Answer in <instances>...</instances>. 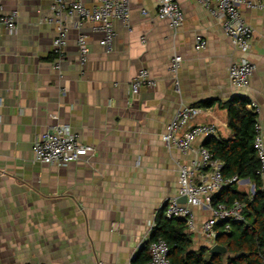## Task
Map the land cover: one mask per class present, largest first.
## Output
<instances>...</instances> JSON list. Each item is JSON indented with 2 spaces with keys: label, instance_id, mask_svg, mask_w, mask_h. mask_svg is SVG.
<instances>
[{
  "label": "crops",
  "instance_id": "crops-1",
  "mask_svg": "<svg viewBox=\"0 0 264 264\" xmlns=\"http://www.w3.org/2000/svg\"><path fill=\"white\" fill-rule=\"evenodd\" d=\"M175 1L184 12L177 30L158 17L157 0H131L130 28L114 22L112 51L91 23L64 16L67 43L56 69L58 24L44 21L51 1L4 0V12L17 9L19 17L15 32L0 23V264H144L153 228L177 196L180 169L208 138L198 136L187 152L169 148L162 136L176 112L212 100L191 124L214 123L212 136L230 139L227 103L246 98L264 135V9L241 7L254 29L246 57L256 68L239 88L229 68L243 55L221 24L197 0ZM80 35L89 47L83 65ZM198 37L207 41L201 50ZM175 55L182 57L176 76ZM143 69L155 85L134 93L131 82ZM57 125L94 152L66 166L38 162L34 142ZM262 182L264 189V173ZM232 189L254 194L255 183L239 178ZM192 211L199 241L210 211Z\"/></svg>",
  "mask_w": 264,
  "mask_h": 264
},
{
  "label": "built area",
  "instance_id": "built-area-1",
  "mask_svg": "<svg viewBox=\"0 0 264 264\" xmlns=\"http://www.w3.org/2000/svg\"><path fill=\"white\" fill-rule=\"evenodd\" d=\"M51 1L52 15L45 18L48 23L58 24L59 34L54 41L55 52L58 60L55 68L59 69L62 49L67 43V30L62 26L64 16L79 18V22L92 24L94 32L102 33L100 44L105 46L107 51L113 50L116 37L114 22L120 21L127 28L131 24V0H98L97 4L88 7L84 0H49ZM209 13L221 24L225 34L230 38L233 46L238 49L243 58L233 63L229 68V76L234 86L242 88L248 86L250 78L256 68L255 64L246 57L251 48L254 29L244 19L241 7L264 9V4L250 0H197ZM143 13H146L143 10ZM157 15L167 19L172 29L177 30L184 22V12L175 0H157ZM19 11L12 10L4 12V0H0V23L9 31L15 32ZM145 41V39H143ZM80 50V63L87 61L89 47L85 35L78 37ZM207 41L202 37L197 38V50L205 48ZM182 63V57L175 55L171 60L170 72L176 76ZM155 81L151 79L147 69L139 72L138 76L131 82V90L137 93L141 87L154 86ZM178 81L176 88L178 89ZM2 101L0 99V107ZM249 106L256 113L259 112L254 103ZM202 113V109L196 106L184 107L176 112L174 118L167 126L162 136L163 141L169 148H176L187 152L198 136H212L217 131L214 123L191 122ZM2 114L0 113V122ZM254 146L261 163V175L264 173V135L262 126L257 121L255 124ZM33 152L38 162L45 164H57L66 166L80 159L83 154L93 153L94 147L82 143L69 126L57 125L54 129L42 133L34 142ZM224 161L214 157V154L206 147L201 146L198 150V157L192 161L190 166H182L179 177V190L177 196L169 199L165 208V217L183 218L188 231L196 230V218L192 207H201L210 211V216L203 222L200 235L204 245L215 244L221 230L217 225L223 223V232L231 230L234 222H241L245 219V204L238 200L230 203H214L215 194L228 183L239 180L234 176L226 180L223 176ZM200 177L195 181L194 176L198 172ZM185 197L186 202L181 203L180 198ZM149 259L144 264H172L170 258V246L167 240L159 237L148 242ZM260 264H264V261Z\"/></svg>",
  "mask_w": 264,
  "mask_h": 264
},
{
  "label": "trees",
  "instance_id": "trees-1",
  "mask_svg": "<svg viewBox=\"0 0 264 264\" xmlns=\"http://www.w3.org/2000/svg\"><path fill=\"white\" fill-rule=\"evenodd\" d=\"M248 104L246 98H234L227 103L229 126L235 133L233 138L208 136L204 144L214 157L224 161L223 176L226 180L237 176L250 178L255 183L254 194L235 191L233 182L225 185L213 198L215 204H228L234 200L243 202L245 219L234 222L228 232H223V223L217 225L221 232L215 243L227 247V252L219 255L212 254L206 245L194 248L195 239L187 230L185 219H168L162 215L150 240L159 237L167 240L172 264H260L264 261V189L261 163L254 146L258 113L247 108ZM199 107H212V100L203 101ZM145 248L149 256L148 244Z\"/></svg>",
  "mask_w": 264,
  "mask_h": 264
},
{
  "label": "water",
  "instance_id": "water-1",
  "mask_svg": "<svg viewBox=\"0 0 264 264\" xmlns=\"http://www.w3.org/2000/svg\"><path fill=\"white\" fill-rule=\"evenodd\" d=\"M179 201L181 203H185L186 202V198L185 197H182L179 199ZM209 247V250L212 254H225L227 252V247L226 246H223L221 244H218V243H215L213 244L212 246H208Z\"/></svg>",
  "mask_w": 264,
  "mask_h": 264
},
{
  "label": "rangeland",
  "instance_id": "rangeland-1",
  "mask_svg": "<svg viewBox=\"0 0 264 264\" xmlns=\"http://www.w3.org/2000/svg\"><path fill=\"white\" fill-rule=\"evenodd\" d=\"M201 245H204V241H203L202 238L199 241L198 240L194 241V248H197V247H199Z\"/></svg>",
  "mask_w": 264,
  "mask_h": 264
}]
</instances>
